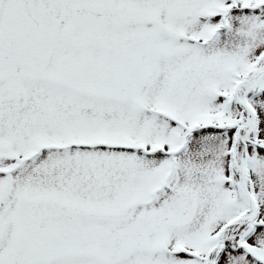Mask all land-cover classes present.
Returning a JSON list of instances; mask_svg holds the SVG:
<instances>
[{"label":"snow or ice","instance_id":"1","mask_svg":"<svg viewBox=\"0 0 264 264\" xmlns=\"http://www.w3.org/2000/svg\"><path fill=\"white\" fill-rule=\"evenodd\" d=\"M0 264H264V0H0Z\"/></svg>","mask_w":264,"mask_h":264}]
</instances>
